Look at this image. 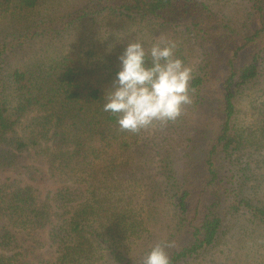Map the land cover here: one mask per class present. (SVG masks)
<instances>
[{
	"label": "trees",
	"instance_id": "obj_1",
	"mask_svg": "<svg viewBox=\"0 0 264 264\" xmlns=\"http://www.w3.org/2000/svg\"><path fill=\"white\" fill-rule=\"evenodd\" d=\"M39 1L0 0V21L14 12L33 10ZM91 1H94L91 7L80 8L79 14L72 18L81 15L89 20L94 14L114 16L131 23L146 22L151 27L179 31L183 44L191 41L188 48L207 43V50L202 52L203 57L189 82L192 102L183 106L182 112L187 115L181 114L179 118L189 124L190 113L203 108L212 120L205 129H200L201 136L184 151L185 159L171 157L163 146L157 148L161 156L154 164L162 181L159 193L170 202L176 219L167 237L156 244L172 242V247L166 249L171 264L200 263L207 250L220 241L228 227L227 218L243 220L242 233L249 239L264 238V201L256 196L262 185L257 177L252 180L247 153L249 133L240 124L236 106L240 93L260 72L264 0H247L240 27L232 24L227 15L218 14L208 0ZM70 23L68 20L65 24ZM49 28L42 23L33 27L38 36ZM59 29L60 26L54 30ZM27 36L28 33L20 32L8 37L0 31V170L18 171L25 177L21 185L0 183V264H142L143 259L138 263L125 259L120 249L135 231L130 220L131 196L142 197L139 205L143 204V195L130 189L138 183L131 167L132 142L128 131L118 126L116 116L103 110L104 92L89 77L92 73L87 64L90 51L68 49L48 62L16 63L8 72H3L6 54L20 48ZM188 48L178 44L175 54L183 58L187 55L183 50ZM242 51L246 55L239 63ZM103 65L108 68L105 79L115 78L119 67L110 58ZM213 72L217 76L210 78ZM212 84L214 90H210ZM33 107L51 111L46 116V126L63 111V119L67 114L77 118L80 112L84 117L88 114L81 122L90 127L98 144L92 151L93 163L85 160V153L81 157L83 166L75 169L73 176H61L51 195L41 204H35L32 182L42 179V168L23 163L22 151L28 143L11 136L16 122H21ZM251 108L256 115L259 141L264 144V99L257 104L252 102ZM59 121L60 117L55 118L54 125ZM50 134L54 142L50 144L52 149L47 146L52 157L49 167L60 169L59 165L55 166V159L60 161L58 164L62 163L58 158L62 150L57 152L61 148L59 133L54 129ZM71 155L66 158L70 160ZM150 161L148 156L147 164ZM262 163L264 157L258 165ZM148 168L155 169L153 164ZM123 171L131 175L125 181L117 179ZM51 174L54 177L62 173L52 171ZM69 178L74 180L68 182ZM36 228L45 233V252L33 251L28 238L19 235L21 231ZM125 233L128 236H123ZM259 243L264 245V239ZM255 261V264H264L258 259Z\"/></svg>",
	"mask_w": 264,
	"mask_h": 264
},
{
	"label": "rangeland",
	"instance_id": "obj_2",
	"mask_svg": "<svg viewBox=\"0 0 264 264\" xmlns=\"http://www.w3.org/2000/svg\"><path fill=\"white\" fill-rule=\"evenodd\" d=\"M208 2L213 5V9L218 14L227 15L232 24L240 27V22L248 5L247 0H208ZM93 4L94 1L91 0H40L33 10L8 14L6 18L0 21V31L3 35L12 37L21 32L22 34L28 33V36L23 39L20 48H15V50L6 54L2 63V71L8 72L16 63L21 64V62L27 64L48 62L68 49L80 52L90 51V54L87 55L89 57L87 64L92 68V73L89 77L95 83L100 84L102 91L105 93V90L112 85L114 78L105 79L108 68L103 63H107L110 58L117 67H120L119 56L130 40L140 39L144 41L145 48H150L152 43L162 36L169 41H174L177 46L182 44L183 47L188 48L191 44V41L183 44L180 32H175L169 27L156 28L148 26L146 22L131 23L127 19L96 14L90 16L91 19L89 20L81 15L75 19L72 18V16L79 14L77 11L80 8L87 10ZM68 20H71L70 25L65 24ZM39 23L45 24L52 29L49 28L44 35L38 36L39 34L35 33L33 27H36ZM59 26L60 29L55 31L54 29ZM251 27L255 28L254 26ZM30 28H32L31 32ZM216 33H219V31H216ZM101 36H107V38L101 39ZM206 44L193 45V48L183 50L187 54L182 58L184 63L191 66L194 70L201 57H203L202 52L207 50ZM245 55L246 52L242 51L239 56V63L244 61ZM259 65L260 72L252 81V84H249L240 93L236 106L239 109L238 118L240 124L243 128H247L249 133L247 142L249 152L246 151L250 154L249 161L253 172L252 180L257 177L262 185L260 193L256 196L264 201V164L258 165L261 162V158L264 157V144L259 141L260 136L257 133L256 115L251 108L252 102L257 104L264 99V51L262 52ZM215 76H217V73L213 72L210 78ZM214 87V84H212L210 90H214ZM85 109V112H88V107ZM63 112L52 118L51 124L46 126L44 122L51 111L39 110L33 107L20 119L22 120L21 122H16L13 126L14 131L11 136L23 138L28 143L27 149L22 151L23 163L39 165L42 168V179L38 182H32V194L35 197V204H41L44 199L51 195L61 176H64V178L68 175L73 176L74 170L83 166L81 157L85 156V153L87 154L85 160L90 162L93 158L92 151L95 149L94 146L98 145L95 142L97 138L92 136L90 127L83 125L84 123L81 122V119L87 117L88 114L84 117L83 112H80L78 118L73 117V114H67L68 117L63 119L61 118ZM181 114L187 115L184 112H181ZM209 115L203 108H199L196 111H192L188 116L191 117L189 124L178 117L174 123H179V125H174L173 121L166 123L155 122L152 126L134 133L135 135L128 131L129 139L133 146H130L132 149L131 167L134 169V175L138 181V183L131 185L130 189L131 192L143 195V204L142 206L139 205L142 197L131 196L130 220L135 231L132 234L133 236L127 237L128 240H125L123 247L120 248L125 259L134 263L141 261L153 245L167 237L166 235L176 219L170 202L165 200V197L159 193V185L161 186L162 181L154 162L161 155L157 153V150L163 146L171 157L177 159L181 156V158L185 159L184 151L189 149L193 142L201 136L200 129H205L209 120H212V117L208 119ZM58 117H60V121L55 126L54 120ZM54 129L59 133L57 139L61 147L58 148L57 152L60 149L63 153L58 155V158L62 159L61 164H58L60 161L55 159L57 163L55 166L59 165L60 169H51L49 167L52 158L50 148H53L50 144L54 142L50 138V132ZM189 138L190 140H188ZM47 146L50 148H47ZM68 154H72L70 160L66 158ZM56 155L55 153L53 157ZM148 156H150L152 162L150 161L147 164ZM92 161L91 163H93ZM152 164L155 169L150 170L148 167ZM52 171L55 173L61 172L62 174H57L53 177ZM91 172L92 174L95 173V171ZM124 172L126 171L121 172L117 179L125 181L131 176L124 174ZM23 179H25L24 175L18 171L0 170V183L13 182L14 185H21ZM71 180L74 179H67L68 182H71ZM142 185L143 188H138ZM1 222L2 220H0ZM225 225H228V227L216 246L207 250L200 263L194 262L192 264H255L256 259L264 263V245L259 243L264 238L257 236L253 238L254 240L249 239L242 233L244 221L241 219L232 221L231 218H227ZM247 228L249 230V227ZM19 233L24 238H28L27 241L33 251L45 252L47 250L45 233L41 232L40 228ZM123 236H128V233ZM26 251L30 252V250ZM101 264H104V262H101Z\"/></svg>",
	"mask_w": 264,
	"mask_h": 264
},
{
	"label": "clouds",
	"instance_id": "obj_3",
	"mask_svg": "<svg viewBox=\"0 0 264 264\" xmlns=\"http://www.w3.org/2000/svg\"><path fill=\"white\" fill-rule=\"evenodd\" d=\"M104 38L107 36H101ZM176 47L163 36L150 48L140 39L126 44L103 104L105 112L116 116L121 129L138 133L155 122L175 121L183 106L192 102L189 82L193 69L175 54ZM169 247L170 241L154 245L142 264H171Z\"/></svg>",
	"mask_w": 264,
	"mask_h": 264
}]
</instances>
